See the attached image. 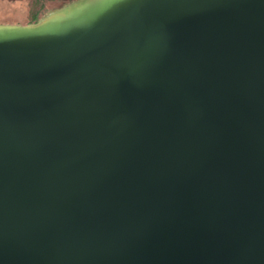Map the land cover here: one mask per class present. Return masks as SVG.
<instances>
[{"label":"water","instance_id":"1","mask_svg":"<svg viewBox=\"0 0 264 264\" xmlns=\"http://www.w3.org/2000/svg\"><path fill=\"white\" fill-rule=\"evenodd\" d=\"M0 25V264H264V0H76Z\"/></svg>","mask_w":264,"mask_h":264},{"label":"rangeland","instance_id":"2","mask_svg":"<svg viewBox=\"0 0 264 264\" xmlns=\"http://www.w3.org/2000/svg\"><path fill=\"white\" fill-rule=\"evenodd\" d=\"M75 1L76 0H0V25L34 24V18H39V20H41L46 15L64 6L73 5L74 3L72 2Z\"/></svg>","mask_w":264,"mask_h":264},{"label":"trees","instance_id":"3","mask_svg":"<svg viewBox=\"0 0 264 264\" xmlns=\"http://www.w3.org/2000/svg\"><path fill=\"white\" fill-rule=\"evenodd\" d=\"M39 20V18H34L33 19V22L35 23V22H37Z\"/></svg>","mask_w":264,"mask_h":264}]
</instances>
